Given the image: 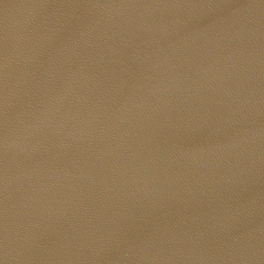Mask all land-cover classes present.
<instances>
[{
	"label": "water",
	"instance_id": "1",
	"mask_svg": "<svg viewBox=\"0 0 264 264\" xmlns=\"http://www.w3.org/2000/svg\"><path fill=\"white\" fill-rule=\"evenodd\" d=\"M0 264H264V0H0Z\"/></svg>",
	"mask_w": 264,
	"mask_h": 264
}]
</instances>
